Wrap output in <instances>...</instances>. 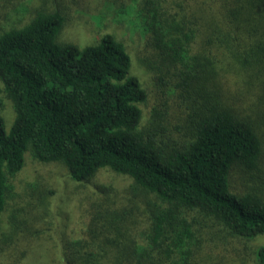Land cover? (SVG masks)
<instances>
[{"label": "trees", "instance_id": "16d2710c", "mask_svg": "<svg viewBox=\"0 0 264 264\" xmlns=\"http://www.w3.org/2000/svg\"><path fill=\"white\" fill-rule=\"evenodd\" d=\"M0 6V17L8 7L26 14L0 26V91L14 113L5 131L0 97V216L28 151L73 181L101 169L132 181L121 205L105 191L92 202L80 237L61 236L58 264H264V242L254 244L264 234V0ZM82 7L98 26L105 7L136 30L134 55L99 27L91 43L60 39ZM20 223L11 213L0 255L30 232ZM31 234L10 264H21Z\"/></svg>", "mask_w": 264, "mask_h": 264}, {"label": "rangeland", "instance_id": "374dc122", "mask_svg": "<svg viewBox=\"0 0 264 264\" xmlns=\"http://www.w3.org/2000/svg\"><path fill=\"white\" fill-rule=\"evenodd\" d=\"M3 1L0 0V3ZM13 1L8 0L12 3ZM11 9L8 7L3 11V16L0 17L1 27L8 28L25 18L26 14H22L21 7H17L15 11H11ZM94 12L85 10L83 7L74 9L72 20L64 29L60 39L63 41L76 39L78 45L91 43L96 40L95 32L99 27V30L102 28V30L113 32L119 36L133 56L138 43H140L139 35H135L136 30H133L128 23H116L105 7L102 11L100 26H98V20L93 15ZM133 72L139 77L142 84L148 83L144 80L145 76L141 75L138 70ZM149 93V100L142 107L143 117H146L154 102L155 96L151 88H149ZM0 97L3 103L1 109L3 126L5 131H8L14 113L11 102L5 98L1 91ZM11 181L15 187V197L11 196L7 200L5 209L1 213L0 234L9 232L11 213H14L18 223L23 222L19 224L22 229L26 226L31 228L28 234L31 232L32 234L28 236L27 251L21 264H58L61 262L59 247L61 236L64 235L63 237L66 239L80 237L88 223L92 202L99 201L102 198L99 195L105 191L109 195L107 198H110L115 206H119L126 201L124 194L132 183L127 176L115 174L107 169H101L90 180L73 181L62 164L36 161L28 151L24 152L23 167ZM48 191H52L53 194H48ZM43 200L45 205H41ZM49 221L50 225L52 223V227L46 229L43 235H37L36 232L39 229L45 231ZM28 234L25 232L17 234L15 239L18 240L0 255V264H10L13 257L11 255L16 253L22 244L20 238L27 237ZM262 242H264V234L259 236L254 244ZM23 245L26 246L24 243Z\"/></svg>", "mask_w": 264, "mask_h": 264}]
</instances>
